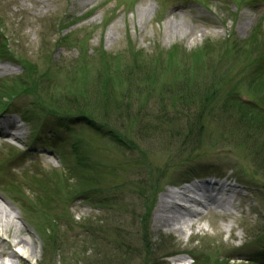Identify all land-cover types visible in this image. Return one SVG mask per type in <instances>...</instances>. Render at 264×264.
<instances>
[{"label": "rangeland", "instance_id": "1", "mask_svg": "<svg viewBox=\"0 0 264 264\" xmlns=\"http://www.w3.org/2000/svg\"><path fill=\"white\" fill-rule=\"evenodd\" d=\"M0 15V52L5 50L3 57L13 59L0 60V65L12 68L0 78V112H11L0 113V124L15 119L19 126L0 136V209L17 214L15 222L33 244L17 245L16 226L0 224V261L177 264L188 257L181 263L264 264V171L253 164L252 149L238 146L241 140L233 128L223 133L218 119L209 126L202 147L193 149L184 139L192 119L187 121L183 108L168 106L195 107L197 94L205 88L220 89L221 95L233 90L242 100L264 102V81L250 85L252 71L261 63L257 60L264 58V0H0ZM42 32L49 46L35 61L31 57L40 51ZM68 36L86 41L85 60L91 63L98 61L102 44L107 71L117 81L124 77L123 69L110 65L118 54L132 58L140 52L155 72L150 77L157 79L146 108L140 107L149 91L139 85L142 95L134 88L130 116L126 118V108L112 116L114 129L104 122L100 126L101 120L92 116L97 125L89 127L76 111L62 109L81 103L75 95L83 89L95 93L92 100L98 102L107 84L99 73L85 84L84 77L78 79L81 59L75 47L64 46L62 39ZM25 58L26 66L21 67L16 60ZM119 63L126 62L120 57ZM20 88L28 91L15 93ZM33 89L41 96L25 94H33ZM116 94L121 100V88ZM182 96L184 101H179ZM22 111H27L26 122L21 121ZM137 114L142 116L138 123ZM58 116L72 126L52 137ZM96 152L115 173L107 177L115 180H103L98 191L82 194L76 174ZM139 160L142 167L136 165ZM197 170H204L205 177H198L197 184L216 172L224 171L218 177H239L243 194L218 212L187 217L190 222L181 227L156 221L162 196L198 175ZM150 177L158 190H153ZM51 189L57 190L54 196L41 200ZM175 200L191 207L188 201ZM12 251L18 256L10 258Z\"/></svg>", "mask_w": 264, "mask_h": 264}, {"label": "trees", "instance_id": "2", "mask_svg": "<svg viewBox=\"0 0 264 264\" xmlns=\"http://www.w3.org/2000/svg\"><path fill=\"white\" fill-rule=\"evenodd\" d=\"M63 40L65 41V44L63 43L64 46L66 47L73 46L77 49L78 55L81 59L80 71L77 74V76H79L78 79L80 77L81 78L84 77L85 81H83V83L85 84L87 79L90 80L92 78V74L99 73L97 74L98 78H102L103 81L106 82L107 84L103 85V87L100 89L102 94H100V98L98 102L96 100L94 101L92 100V96L96 95L95 93L88 94L86 93L87 90L83 89L82 92L80 91L75 95L77 100L79 99L82 100L81 103H75L73 105H70L71 107H68V109L65 106L61 105L62 107H64L62 109L76 111L74 114L76 116L79 115V117H81L82 120L84 121V124L88 125L89 127L93 125H97L92 119V117H97L101 120L99 122L100 126L101 123L104 122L107 125V127L114 129V127L111 126V121H115V119L112 116H117L121 112H124L123 111L124 108L127 109L125 112L127 113L126 118L130 116L129 108L132 102L131 94L132 92L136 90L138 92V90L141 89L138 88L139 85H143L144 87L142 88H146L149 91L144 98L145 105L143 104L142 106L141 104L140 107L141 109L146 108L147 99H149V96L151 95L150 94L151 91H154V84L157 79L150 77V74L151 73L155 74V72L147 68L149 62L144 58V56L140 52L135 51L133 53L132 58H127L128 57L127 53L126 56L123 54H118L122 58V60L125 61L126 63L121 66L119 63L120 60L119 57L118 60L116 59L115 61H113L114 63L113 66L110 65V68H117V70L123 69L122 74H124V77L117 81V79H115L113 75H111V72L107 71L108 66L106 60H104L105 56L101 54L103 53L102 48L98 49L99 50L98 61L91 63L92 62L91 59L87 61L85 60L88 55L86 54L88 51L85 44L86 41L74 40L72 36H68L62 39V41ZM26 59L27 58L22 60L20 59V62L23 64L24 67L26 66V63H24ZM49 60L47 63H49ZM258 62L261 63L255 67V71H252L254 73H253V78L250 81L251 86H254L255 84H259L264 81V58L261 60H257V63ZM32 65L38 66L37 64H33V63ZM51 70L53 69L51 68ZM26 71L30 73L29 68ZM119 72L118 74L120 75ZM34 73L37 74V71ZM46 73L47 74L49 73V68L46 69ZM65 77L74 79L72 76H68L66 74ZM55 88L56 87H53V90H56ZM118 88H121L122 91V94L119 95L121 96L122 101L119 98L115 97L118 96L116 94V90ZM134 88H136V90ZM24 91H28V90L20 88L15 93L24 94ZM219 91L220 89H216V88L215 89L205 88L202 90L200 89L199 93L197 94L199 95L198 104L195 107L194 106L188 107L187 105H182V103L168 105L171 110H174L175 108L176 109L183 108L184 110H186L185 111L186 113L184 114L188 116L187 121L191 119L193 121V123L190 124L189 128L186 130L184 139L188 141L191 145L193 144L192 146L193 149H200L202 147L201 145L203 143V140L208 134L209 126H212V124H217L215 122L219 123L220 121L222 123L220 125V128H222V132L225 133L224 131L231 130V128H233L232 131L236 133L238 138L241 140L238 141L239 144L238 146L246 145L250 147L253 151V164L258 169L264 171V102L253 101V100H242L240 98H237L236 95H234L235 91L233 90H230L227 94L224 95H221ZM33 92H34L33 94L31 93H25V94H30L33 97H36L37 95L41 96V94L35 93L34 89ZM138 94L139 96L142 95L139 92ZM183 98L184 96H182L179 101H184ZM36 106L40 108L42 107V105L39 104V100L37 101ZM164 109L167 110L166 108ZM45 112H50V111L46 110ZM147 115L148 114H146L145 117ZM141 117L142 116H140L139 114L135 116V120L137 119V123L139 122ZM145 117L142 118L141 122L144 120ZM57 118H60V116H58ZM158 118L162 119V117H158ZM174 119L173 120L168 119V122L170 121L171 123H174L173 122ZM217 119L218 121H215ZM177 122L180 124L183 123V121L181 120H178ZM153 128H155V126L151 127L150 130H152ZM174 129L177 131L176 127ZM98 133L103 134V132L101 131H98ZM113 138L117 139V137L114 135ZM124 140H125V136L122 137V142ZM123 147L124 146L122 143V148ZM93 155L94 156L96 155V157L94 156H92V158L90 156H88L87 158L85 157L86 161L89 162V164L85 163L80 165L81 170L78 172V174H76V176L78 175L76 179L77 180L81 179V182L83 183L84 189L81 190L82 194L87 192L91 194L94 190L96 191V189L98 191L101 187L99 183H102L103 180L112 181L111 183H114L115 180L114 177L110 178V176H113V174L115 173H112L113 169L109 165V163L108 165H106L105 163H102L100 161L99 157L101 156V153L96 152ZM122 161H124V159H122ZM99 162H101V164ZM120 163L124 164L123 162ZM136 165L142 167L143 163L141 162V160H139L136 163ZM115 166H118L117 163ZM104 167L106 171H103ZM82 168L83 169L85 168V170H82ZM198 171L199 170H197V172ZM107 175L110 176L107 177ZM150 179H151L150 184L153 187V190L155 191L158 190L159 186L158 185L155 186L153 178L150 177ZM29 181H31L30 178ZM93 181H95V186H91ZM56 191H57L56 189L55 190L51 189L50 194L46 193L43 197H40V199L45 200L46 198H49L48 196H54V193ZM156 262L155 264H157Z\"/></svg>", "mask_w": 264, "mask_h": 264}, {"label": "bare ground", "instance_id": "3", "mask_svg": "<svg viewBox=\"0 0 264 264\" xmlns=\"http://www.w3.org/2000/svg\"><path fill=\"white\" fill-rule=\"evenodd\" d=\"M20 30L21 29H19V31ZM40 38L42 40L40 51L38 52V54L35 55L34 58L31 57V59L35 60V61H36V59L39 58L40 53L49 46L47 43L46 34H44V32L41 33ZM130 47H135V44L130 45ZM100 48L103 49L102 44L98 47V49H100ZM23 55L27 56L25 53ZM10 59L13 61V59L10 57L4 58L3 56H0V60L5 61L7 63ZM16 61L21 67H23V64L20 62V60H16ZM11 71H12V68H10L8 66L5 67V66L0 65V78L6 76L8 73H11ZM12 128L19 129V126L16 123V120L15 119L6 120L5 123L0 124V136H7L9 133L7 131V129H12ZM206 184H208L207 181L202 182L201 184H196L192 188L200 195L198 200H197V198H196V200H194L193 198L189 197L190 196L189 194H185V193H183L181 195H178L175 192H169V193L164 194V196H162V198L159 202V209H158V212L155 216V220L159 221L163 225L164 224L169 225L173 222H177V225H182L184 223L190 222V221H186L187 217L192 219L191 217H193V216L197 217L199 215V213L197 211L190 209L189 207H187L184 204H180V203L176 202L175 199H181L182 201L183 200L190 201L191 203L192 202L200 203V201H202L205 204V202L206 203L207 202H213L218 207L222 206V207L226 208L227 205H225V203H223V201L220 198L214 197L213 194L210 195V194H208L209 192L205 191L204 187ZM194 190H191V191L196 193ZM5 213L6 212L4 210L0 209V224L4 227L16 226L17 230H15V234H16L15 239L17 241L16 242L17 245H19V246L23 245V246L28 247V248L30 246H32L33 244L31 242V240L25 238L22 235L26 231L23 230L22 226H20L18 223L15 222V219L18 217L17 214H11V216H10L7 213L6 214ZM6 245L9 246L10 245L9 242H7ZM35 254H36V250L33 249L32 250V256L33 255L35 256ZM16 256H18V255H17V252H15V251L14 252L12 251V253L9 255L10 258H15ZM180 259H181L180 261L179 260L176 261L177 264H181L182 260L188 261V257H183ZM0 264H5V263L3 261H0ZM12 264H14V263H12Z\"/></svg>", "mask_w": 264, "mask_h": 264}]
</instances>
